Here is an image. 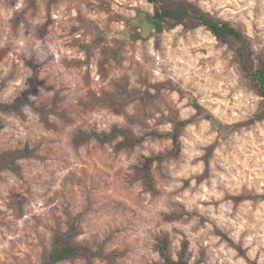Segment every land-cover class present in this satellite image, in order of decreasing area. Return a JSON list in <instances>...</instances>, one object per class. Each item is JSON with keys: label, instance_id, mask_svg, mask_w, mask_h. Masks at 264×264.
Here are the masks:
<instances>
[{"label": "rangeland", "instance_id": "1", "mask_svg": "<svg viewBox=\"0 0 264 264\" xmlns=\"http://www.w3.org/2000/svg\"><path fill=\"white\" fill-rule=\"evenodd\" d=\"M249 38L264 0H187ZM147 0H0V264H264V100L240 43L177 26L142 38ZM200 106L206 115H197ZM180 130L130 142L131 133ZM153 171V187L146 178Z\"/></svg>", "mask_w": 264, "mask_h": 264}, {"label": "trees", "instance_id": "2", "mask_svg": "<svg viewBox=\"0 0 264 264\" xmlns=\"http://www.w3.org/2000/svg\"><path fill=\"white\" fill-rule=\"evenodd\" d=\"M154 6V15L151 20L153 21L154 29L158 32L164 30H172L177 26H183L185 29H195L200 26L207 28L213 33V35L219 40L232 39L240 43L237 48V54L240 59L242 70L256 83L258 87V93L264 100V66L255 67L252 56L249 54L248 43L249 38L238 28L234 27L228 22H221L211 18L206 12L202 11L195 3L187 0H147ZM197 115H206L211 121L218 125V122L207 114L200 106H197ZM190 123L189 120L177 122L174 124L172 132L166 135L153 133L145 134L141 137L135 136L131 133H124L123 137L130 141L141 143L144 142L150 136H168L173 140V150L164 156H155L152 158V162H164L168 158H171L173 153L180 148V130ZM11 154L0 155V173L10 165H14L11 160ZM148 180L149 187H153V171L149 166L145 173ZM159 249L163 256V264H190L187 259L189 251V242L184 241L182 243V251L177 260L173 259L169 253V242L166 238H163L159 242ZM80 247L67 244L64 247L54 248L49 255V264H58L59 262L67 259H71L78 255Z\"/></svg>", "mask_w": 264, "mask_h": 264}, {"label": "flooded vegetation", "instance_id": "3", "mask_svg": "<svg viewBox=\"0 0 264 264\" xmlns=\"http://www.w3.org/2000/svg\"><path fill=\"white\" fill-rule=\"evenodd\" d=\"M147 22L150 23L153 26V28H154L153 21L146 14L145 15L144 14L139 15L138 16V20L136 21V24L138 26H140L142 28V30H143V26H145V24Z\"/></svg>", "mask_w": 264, "mask_h": 264}, {"label": "water", "instance_id": "4", "mask_svg": "<svg viewBox=\"0 0 264 264\" xmlns=\"http://www.w3.org/2000/svg\"><path fill=\"white\" fill-rule=\"evenodd\" d=\"M152 29H153V26L147 22L145 26H143L142 38H148L150 36Z\"/></svg>", "mask_w": 264, "mask_h": 264}]
</instances>
